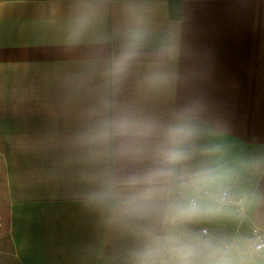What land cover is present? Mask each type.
I'll return each mask as SVG.
<instances>
[{"label": "crops", "instance_id": "crops-1", "mask_svg": "<svg viewBox=\"0 0 264 264\" xmlns=\"http://www.w3.org/2000/svg\"><path fill=\"white\" fill-rule=\"evenodd\" d=\"M136 30L137 55L113 85L112 61ZM154 71L175 80L149 89ZM121 108L161 125L190 117L185 167L234 169V191L258 201L249 214L264 230V0H0V264H133L158 225L112 220L90 199L107 173L151 164L108 160L86 143ZM236 223L193 228L231 235Z\"/></svg>", "mask_w": 264, "mask_h": 264}, {"label": "clouds", "instance_id": "clouds-1", "mask_svg": "<svg viewBox=\"0 0 264 264\" xmlns=\"http://www.w3.org/2000/svg\"><path fill=\"white\" fill-rule=\"evenodd\" d=\"M82 19L70 42H77L86 25ZM134 43L112 61L110 82L118 85L137 55L143 33H131ZM174 55L175 48L169 47ZM174 74L154 71L145 86H170ZM190 117L180 114L174 123L161 125L131 109L116 110L89 130L86 143L105 159H147L150 166L139 172L115 177L110 172L91 201L119 222L154 221L158 227L143 232V245L134 253L133 264H264V242L223 235L194 225L225 220H243L254 197L237 195L233 188L235 170L227 165H206L195 170L185 167L192 159L191 141L197 130ZM158 141V142H157ZM215 155L220 147L206 150Z\"/></svg>", "mask_w": 264, "mask_h": 264}, {"label": "built area", "instance_id": "built-area-1", "mask_svg": "<svg viewBox=\"0 0 264 264\" xmlns=\"http://www.w3.org/2000/svg\"><path fill=\"white\" fill-rule=\"evenodd\" d=\"M236 193L238 196L241 194L245 195V193H243L242 191H238ZM246 220L249 221L250 223L249 231H248V235L246 239L255 240L258 242H264V230L252 221L249 211L243 220H237L236 227L231 235H238L241 237L240 225L243 221H246Z\"/></svg>", "mask_w": 264, "mask_h": 264}, {"label": "rangeland", "instance_id": "rangeland-1", "mask_svg": "<svg viewBox=\"0 0 264 264\" xmlns=\"http://www.w3.org/2000/svg\"><path fill=\"white\" fill-rule=\"evenodd\" d=\"M1 229H2V224H1V219H0V234H1Z\"/></svg>", "mask_w": 264, "mask_h": 264}]
</instances>
